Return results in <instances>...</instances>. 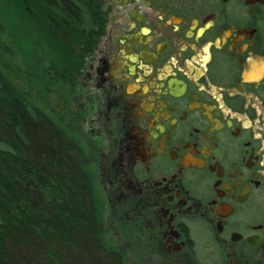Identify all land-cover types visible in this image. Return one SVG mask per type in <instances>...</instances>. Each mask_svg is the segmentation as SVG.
Returning <instances> with one entry per match:
<instances>
[{
    "label": "flooded vegetation",
    "instance_id": "1",
    "mask_svg": "<svg viewBox=\"0 0 264 264\" xmlns=\"http://www.w3.org/2000/svg\"><path fill=\"white\" fill-rule=\"evenodd\" d=\"M103 12L60 97L106 240L126 264H264V0H104Z\"/></svg>",
    "mask_w": 264,
    "mask_h": 264
},
{
    "label": "trees",
    "instance_id": "2",
    "mask_svg": "<svg viewBox=\"0 0 264 264\" xmlns=\"http://www.w3.org/2000/svg\"><path fill=\"white\" fill-rule=\"evenodd\" d=\"M15 1V31L28 49L0 16V264H126L105 238L76 126L45 104L27 70L30 59L32 74L52 84L73 78L104 35V0Z\"/></svg>",
    "mask_w": 264,
    "mask_h": 264
},
{
    "label": "rangeland",
    "instance_id": "3",
    "mask_svg": "<svg viewBox=\"0 0 264 264\" xmlns=\"http://www.w3.org/2000/svg\"><path fill=\"white\" fill-rule=\"evenodd\" d=\"M15 5V0H4V4L0 9V16L10 30V39L13 41L17 40L18 47L25 53V50L28 49L27 44L25 40L15 31L16 21L18 19L16 15L17 11L15 9ZM27 70L32 75L30 77V82L34 91L42 95L44 99L48 101V106L50 105V107L53 108L55 112L63 114L62 110L65 106V102L60 97V94L63 93L65 86L50 83L49 80H47V78L42 75L37 69L36 71L38 73H35V75H33L32 73H34L35 68L33 67L30 59L29 61H27Z\"/></svg>",
    "mask_w": 264,
    "mask_h": 264
}]
</instances>
